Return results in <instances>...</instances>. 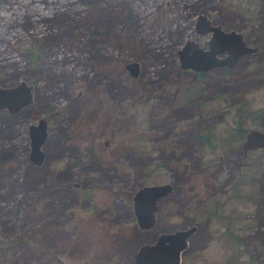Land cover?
<instances>
[{
	"label": "rangeland",
	"instance_id": "obj_1",
	"mask_svg": "<svg viewBox=\"0 0 264 264\" xmlns=\"http://www.w3.org/2000/svg\"><path fill=\"white\" fill-rule=\"evenodd\" d=\"M198 14L257 51L180 69L183 41L208 38ZM20 80L32 102L0 111V264H132L138 245L191 225L180 264H264V150H240L264 130V0H0V86ZM163 183L138 229L133 193Z\"/></svg>",
	"mask_w": 264,
	"mask_h": 264
},
{
	"label": "water",
	"instance_id": "obj_2",
	"mask_svg": "<svg viewBox=\"0 0 264 264\" xmlns=\"http://www.w3.org/2000/svg\"><path fill=\"white\" fill-rule=\"evenodd\" d=\"M193 32L198 36L208 35L200 46L186 39L175 50L178 66L193 73H206L217 68L232 69L245 55L255 52V48L246 45L241 32L224 31L219 25H213L203 14L195 18ZM128 76L134 78L138 73V64L125 63ZM33 86L23 80L12 86H0V111L15 114L32 102ZM28 158L34 165L43 159L41 146L46 135V121L37 119L27 128ZM242 156L247 150H264V130L250 129L244 133L240 145ZM171 191L169 183L142 185L132 195V213L138 229L148 230L155 222L157 201ZM196 226L161 232L150 243L137 246L131 255L132 264H180L181 253L186 249L189 237Z\"/></svg>",
	"mask_w": 264,
	"mask_h": 264
},
{
	"label": "trees",
	"instance_id": "obj_3",
	"mask_svg": "<svg viewBox=\"0 0 264 264\" xmlns=\"http://www.w3.org/2000/svg\"><path fill=\"white\" fill-rule=\"evenodd\" d=\"M262 118H263V122H261V124H263V126H264V115L262 116ZM201 140L203 141V142H205V143H208V138H207V136H201Z\"/></svg>",
	"mask_w": 264,
	"mask_h": 264
},
{
	"label": "flooded vegetation",
	"instance_id": "obj_4",
	"mask_svg": "<svg viewBox=\"0 0 264 264\" xmlns=\"http://www.w3.org/2000/svg\"><path fill=\"white\" fill-rule=\"evenodd\" d=\"M245 41V40H244ZM246 43V42H245ZM200 45V44H199ZM203 45V44H202ZM202 45H200V46H202ZM247 45V44H246ZM248 46H250V45H248ZM251 47H254V46H251ZM256 50H255V52L257 51V48L256 47H254ZM255 52H253V53H255ZM253 53H251V54H253ZM248 55H250V54H248ZM245 56H247V55H245ZM244 57V56H243ZM227 70H229V69H227ZM200 74V73H199ZM74 185H76V184H74ZM133 214V213H132ZM134 217V216H133ZM135 220V219H134Z\"/></svg>",
	"mask_w": 264,
	"mask_h": 264
}]
</instances>
